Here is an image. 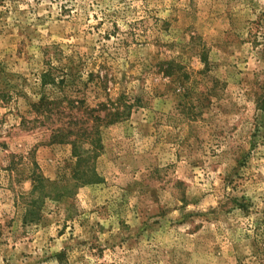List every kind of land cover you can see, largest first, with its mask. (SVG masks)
Masks as SVG:
<instances>
[{
    "label": "rangeland",
    "instance_id": "1",
    "mask_svg": "<svg viewBox=\"0 0 264 264\" xmlns=\"http://www.w3.org/2000/svg\"><path fill=\"white\" fill-rule=\"evenodd\" d=\"M49 64L135 101L81 158L32 112ZM261 108L264 0H0V264H264Z\"/></svg>",
    "mask_w": 264,
    "mask_h": 264
},
{
    "label": "trees",
    "instance_id": "2",
    "mask_svg": "<svg viewBox=\"0 0 264 264\" xmlns=\"http://www.w3.org/2000/svg\"><path fill=\"white\" fill-rule=\"evenodd\" d=\"M65 71L59 72L57 67L50 66L46 72L40 75V85L43 90L51 88L53 94H59V98L49 97L43 93L38 103L31 106L32 112L36 115V120L41 123H62L64 118H68V122L60 124L61 127L51 128V138L53 143H73L75 144V154L82 157V141L71 140V137L85 138L90 136L89 125L92 123L95 129L98 126L114 125L127 120L136 106L135 101L128 100L123 95L118 96L115 100L106 99L105 102L99 103L96 107H91L86 103H81L76 98H71L66 93L67 80L64 76ZM103 83V81H102ZM81 103V106L79 104ZM264 109V108H261ZM104 112L102 117L100 113ZM98 134V132L96 131ZM75 135V136H74ZM45 180L36 176L34 179V188L41 189L46 187Z\"/></svg>",
    "mask_w": 264,
    "mask_h": 264
}]
</instances>
